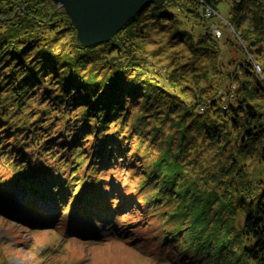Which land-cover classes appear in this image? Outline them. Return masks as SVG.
<instances>
[{
    "label": "trees",
    "instance_id": "trees-1",
    "mask_svg": "<svg viewBox=\"0 0 264 264\" xmlns=\"http://www.w3.org/2000/svg\"><path fill=\"white\" fill-rule=\"evenodd\" d=\"M204 1L205 6L213 7L211 1ZM189 2L192 6L187 12L198 20L203 19L202 12L197 11L201 8L197 1ZM242 3L236 10H242ZM170 5V0L162 6L148 5L109 42L82 48L75 42L76 32L68 17L49 0H0V201L9 203V207H0L3 213L13 211L14 191L25 186L30 194L48 195L56 207L50 214L40 210L34 200L21 198L16 210L25 222L32 218L23 216L27 212L37 217L33 222L47 229L58 228L68 218L58 215L65 208L75 212L78 222L74 223L75 227L84 220L92 224L100 222L98 216L93 217L92 213V216H83L78 211L93 212L95 205L107 203L110 192L96 193L98 185L101 187V181H105L106 167L133 164L138 151L133 147L131 134L137 127L129 126L133 123L129 121L131 109L139 100L144 109L161 103V99L167 101L163 88L151 85L150 80L140 76V70L127 64L126 53L138 58L133 44L126 45L123 39L139 31L132 25L147 9L166 24L177 20L175 6L171 9ZM240 11L229 19L231 24H239ZM257 56L256 53L255 61ZM238 73L254 83L253 88L248 84L251 87L243 95L232 90L235 82H241ZM224 82L227 85L222 89ZM219 87L208 108L205 109V103L200 105L206 111L205 116L199 117L206 136L209 140L219 137L216 130L220 125L214 118L225 114L223 121L235 127L244 144H261L264 152V117L259 106L252 107L254 98L249 97L251 93L264 94V76L247 60L235 68L233 75L224 74ZM133 132L138 140L139 134ZM146 164V169L138 168L137 183L123 195L134 204L135 214H123L121 225L136 216L131 224L145 222V226L154 229L150 240L155 242V249L172 250L170 245L177 244L173 253L184 264H193L200 256L203 259L224 256L227 260L230 256L225 264H264V184L256 192L252 189L247 198L244 190L239 191L236 203L245 210V217L240 231L232 237L228 231L232 230L236 213L231 212L226 221L217 216L218 222H227L225 233L211 227L208 218L204 220L203 214L210 212L208 206L195 211L191 223L185 221L176 201L169 197L181 173L171 156L164 155L154 164ZM118 168L112 167L115 171ZM111 200L116 207L117 198ZM224 208V204L212 205V213L223 215ZM212 217L214 222L216 217ZM151 220L158 225L149 224ZM113 226L107 228L113 229L112 234L105 233L108 237L115 230H125L124 226ZM240 235L245 244L238 252ZM190 239L197 242L193 251L187 247ZM234 239L238 243L232 244Z\"/></svg>",
    "mask_w": 264,
    "mask_h": 264
},
{
    "label": "rangeland",
    "instance_id": "rangeland-1",
    "mask_svg": "<svg viewBox=\"0 0 264 264\" xmlns=\"http://www.w3.org/2000/svg\"><path fill=\"white\" fill-rule=\"evenodd\" d=\"M170 1L171 9L175 6L173 12L177 20L166 24L147 9L138 18L142 21L141 25H138L139 21L132 25H136L133 29L139 31L123 39L124 44H133L138 58H134L130 52L126 53L127 64L140 70V76L150 80L151 85L163 88L167 101L159 98V103L156 94L155 101L158 103L155 106L148 105L144 109L139 100L135 108L131 109L129 121L133 123L129 126L137 127L133 131L139 134L137 140L138 135L131 131L133 147L138 151L133 157V164L106 167L103 172L105 181H101L96 193L101 190L105 194L110 192L107 203L95 205L93 212L78 211L83 216L92 213L93 217L100 218V222L92 224L84 220L80 221L79 227H75L78 223L75 212L66 208L61 214L58 213L59 216L68 217L58 228L47 229L41 223L33 222L37 217L27 212L23 216L27 214V218H32L30 222H25L16 210L21 198L34 200L40 210L50 214L56 207L48 195L30 194L25 186L16 188L13 211L5 214L0 210V264H184V260H178L179 255L173 253L177 244L170 245L172 250L166 247L164 250L155 249V242L150 240L154 229L145 226V222L131 224L136 216L129 223L121 225L123 214L134 213V204L123 197L140 178L138 168L146 169V162L154 164L164 155L171 156L180 167L177 185H174L169 197L176 201L177 209L186 217L185 221L191 223L192 214L208 206L210 212L203 215L204 220L205 217L209 219L211 227L217 228L219 233H225L227 222H218V217L226 221L232 212L236 213V217L228 233L233 237L240 231L245 210L236 203L239 191L244 190L247 198L252 189L256 192L264 184L262 145L244 144L235 127L223 121L225 114L221 113L220 118H214L218 119L220 125L216 130L219 137L209 140L199 118L205 116L206 111L200 105L205 103V109L209 107L216 95L215 89L220 88L223 75H233L235 68L243 61H251L256 72L264 76V72L261 73V67L264 69V0H248L246 3H242V0H209L213 4L212 8L205 6L204 0H195L201 7L197 9L203 14L201 20L187 12L192 6L189 0ZM241 3L244 4L242 10H236ZM237 11H240L242 18L239 24L233 25L229 19ZM256 53L257 61L254 57ZM238 77L241 82H235L232 90L236 89L243 95L246 88H253L254 83L248 82L241 73H238ZM226 85L227 82H224L222 89ZM249 97L254 98L252 107L259 106L264 117V94L258 96L251 93ZM146 152L147 155H144ZM112 167H119L118 171ZM112 198L118 200L116 207ZM221 204L225 205L223 215L213 214L212 205L218 207ZM5 205L9 207V203L1 200L0 207ZM213 215L216 219L211 222ZM156 223L158 225V222L151 220L149 224L155 227ZM113 225L124 226L125 230L114 228V234L108 237L106 234H112L113 229L107 228H113ZM239 237V243L235 239L232 241V244L238 243V252V248L245 244L242 236ZM178 238L182 239L179 235ZM194 241L188 240L190 251L197 245ZM228 260L224 256L211 259L200 256L193 264H225Z\"/></svg>",
    "mask_w": 264,
    "mask_h": 264
},
{
    "label": "water",
    "instance_id": "water-1",
    "mask_svg": "<svg viewBox=\"0 0 264 264\" xmlns=\"http://www.w3.org/2000/svg\"><path fill=\"white\" fill-rule=\"evenodd\" d=\"M49 1L63 10L75 29L76 44L86 48L109 42L143 7L161 6L166 0Z\"/></svg>",
    "mask_w": 264,
    "mask_h": 264
}]
</instances>
